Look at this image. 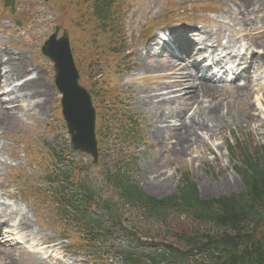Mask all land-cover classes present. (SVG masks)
<instances>
[{
  "label": "rangeland",
  "instance_id": "374dc122",
  "mask_svg": "<svg viewBox=\"0 0 264 264\" xmlns=\"http://www.w3.org/2000/svg\"><path fill=\"white\" fill-rule=\"evenodd\" d=\"M15 1L17 5L15 16H11L2 1L0 2V58L7 57L5 54L9 57H17L23 60L22 67L26 73L32 74L31 76L38 75L41 88H44L42 93L44 96L40 97L39 101L45 102V112L35 115L30 112L34 102L20 100L18 103L13 102L5 107L7 110L14 109L16 116L19 117L18 121L11 122V125L8 121L0 124V216L1 218L4 214L14 216V219L4 218L1 221L5 223V226L3 231H0L1 243H4L0 244V248H3L6 243H11L6 244L11 245L10 247L4 248L9 253L5 255L6 259L13 258L16 264H98L96 256L90 263L89 259L82 258L85 256L81 252H73L75 250L72 245L82 250L80 236L74 233L76 229L70 226V222L57 217L55 209L50 208L47 203L49 199L45 193L50 192L52 188L40 179L47 178L48 172L52 170L55 163L50 162L49 166L41 167V161H45L41 159L48 157L45 153H40L45 145L59 151L58 154L63 156L62 160L68 170H75V180L91 185L92 188H98L99 198L106 201H118L115 191L102 186L106 171L120 160H132L127 156L133 157L130 151L123 153L111 150L106 139L101 147L97 165L93 164L90 156L71 151L70 138L60 115L61 97L54 85L53 67L40 52L44 41L53 34L56 27L69 32L81 81L83 78L82 83L91 94L93 93L92 99L95 101V94L86 81L97 82L100 92L106 94L105 100L108 102L110 111H115L122 118L133 117L140 126L137 136L140 138L141 147L137 149V152L134 151L137 160L130 163L135 165H130L129 169H123V171L128 172L146 194H148L146 188H149V182L156 184L163 182L166 190L149 195L157 200H165L176 195L181 187V177L185 173L190 174L199 196L204 200L244 191L243 183L234 171L235 166L239 164L237 161L230 160L227 148L230 141L234 142V138L240 139L242 143L246 142L251 151L256 150L257 147H264V90L257 87L245 91L237 90L238 88L234 86H223L216 88L221 95L218 100L209 104L211 98H201L199 102L202 104L192 103V111H187L184 100L171 102L168 106H160V110L165 112L175 111L177 114H182V117L187 114L190 117L194 110L199 112L198 116H203L209 106L215 105L220 117L216 123L219 132L215 137L205 132L203 140L189 151L186 149L179 151V148L176 151L169 146L165 147L167 152L164 149L160 152L157 149L161 147L154 142L153 138H150L152 118L156 108L144 107L141 99L145 95L140 93L169 83L177 85L180 77L169 76L171 72H161L162 67L159 64H165L169 57L162 45L155 44L158 46L156 54L154 51L151 52L158 60L141 57V53L146 50L150 40H141L143 38L140 33L150 23L154 24L163 18L169 10L170 16L166 19V29H175L177 24L184 26L189 22L193 25L198 23L205 25L212 32L218 29L219 39H225L229 45L234 46L236 41L239 44V33L241 34L244 28L241 24L245 21L242 19L256 15L260 22L258 26L264 30V0H254L251 5L247 2L244 6L242 0H115L119 11L115 21L110 23L106 31L95 20L91 4H87L85 0H49L47 3L42 0ZM77 2H79L78 5ZM213 9L219 14L209 20L206 11ZM196 11H198L197 14ZM182 19L188 22H177ZM15 20L23 22L21 28L16 27ZM219 21H224V26L217 25ZM230 22L232 25H227ZM239 28L240 31H238ZM116 34L118 37L115 38ZM119 45L127 49L123 57L111 53V48ZM258 45L264 52V36ZM163 52L164 59L160 54ZM127 55L130 56L131 61H134L136 69H140V62L144 60L148 71L138 70V74L132 69L133 73L129 74V70H123L122 66L125 64L123 58ZM156 67L160 72H156ZM183 74L188 78L187 71ZM150 78L151 81H149ZM193 79L188 78L185 86L187 89L197 86L198 83L193 82ZM6 86L1 85L0 90L5 91ZM3 100L7 102L9 97H4ZM124 101L129 103L127 106L129 110L123 104ZM103 112L105 117L109 114L107 109H103ZM103 124H101V130L104 129ZM154 132L157 133L155 130ZM170 133L172 131H169V138L172 140L174 134ZM161 136L159 143H162ZM26 144H32L35 152L39 153L38 155L34 153V160H31L28 153L27 156L24 155L26 150L24 149L23 152L22 148ZM162 146H164L163 143ZM31 188L38 193L36 196L33 195ZM92 214L95 215L96 220L102 217L100 209H93ZM123 217L131 224L137 219L143 221L142 217L127 208L123 211ZM23 218L33 226L34 231L15 230L14 227ZM100 221L103 223L102 219ZM182 222L183 220L176 225L182 227L186 223ZM173 224L171 223L172 226ZM174 229L171 228L172 231H175ZM167 232L170 231H163L166 237ZM117 243L123 246L124 250L126 249L125 242L119 240ZM26 252H31V255ZM57 254L63 257L65 262L50 258Z\"/></svg>",
  "mask_w": 264,
  "mask_h": 264
},
{
  "label": "trees",
  "instance_id": "16d2710c",
  "mask_svg": "<svg viewBox=\"0 0 264 264\" xmlns=\"http://www.w3.org/2000/svg\"><path fill=\"white\" fill-rule=\"evenodd\" d=\"M85 2L91 4L95 20L106 31L117 14L116 1ZM230 152L233 155L238 152L239 157L234 155L233 161L240 165L235 166V171L243 180L245 191L209 201L199 198L188 175L183 177L185 185L179 189V195L163 201L144 195L126 175L118 173L109 178L125 203L149 220L168 226L171 211L186 216V223L176 230L174 242L164 245L166 251L156 250L149 255L153 264H264V149L252 153L237 143ZM54 155L57 157L56 152ZM58 176L65 181L72 180L68 172ZM49 183L57 185L59 182L51 179ZM78 187L83 190L81 194L70 195L61 186L59 192H53L51 198L59 205V215H71L75 222L85 220V227L88 226L91 235L97 232L104 238L115 235L110 231L121 225V216L111 212L114 226L109 228L99 229L91 224L89 217L92 215L87 211L92 208L94 196L82 185ZM106 208L109 209V205ZM142 258V255L130 251L123 252L122 259L125 264H143Z\"/></svg>",
  "mask_w": 264,
  "mask_h": 264
},
{
  "label": "bare ground",
  "instance_id": "6f19581e",
  "mask_svg": "<svg viewBox=\"0 0 264 264\" xmlns=\"http://www.w3.org/2000/svg\"><path fill=\"white\" fill-rule=\"evenodd\" d=\"M249 0H242V5L244 6ZM172 32H175L172 31ZM211 36V37H210ZM210 39L213 40V35H209ZM188 38H184V40L179 44L180 50L184 51L185 44L188 43ZM211 51L215 50V47H210ZM146 55H148V52L152 51L150 45H147L146 47ZM216 52L213 51V54ZM142 57V55H141ZM143 58V57H142ZM191 58L193 56L190 54L189 57H186V61L189 64L191 61ZM180 60L176 57H173L172 59H169L168 63L165 64H159L162 67L163 73H166L168 71L174 72L172 75L176 77H180L179 82H177V85L172 84H165L160 86L159 88H156L154 90H143L140 95H145L144 98H142L143 106L146 108L149 107H157L156 111L154 112V116L152 118V125H151V135L152 138L157 142L160 140V136L162 138L161 142L164 144V147L171 146L172 149H175L176 151L179 148V151H183L186 149V151H189L194 146H197L201 140H203V134L210 133L211 137H215L216 134L219 132V127L217 126V120L220 119L219 113L217 112V107L215 105L209 106L208 111L205 110V115L198 116L199 112L193 111L192 115L187 119L186 116L182 117V114L170 111L165 112L163 110H160V106H168L171 102L176 103L177 100H184L187 111H192L191 108L193 106L192 103H200V99H209L212 100L209 101V104L214 103L215 100H218L220 98V94L218 90L209 85V84H199L197 86H194V88L187 89L185 86L187 85L188 78L191 77V73L195 71V68L191 65L186 63H180ZM256 65L258 67L257 71L261 69V66L259 63ZM140 72H146L148 71V66L145 63V61L140 62ZM193 67V68H191ZM253 67V66H252ZM5 68L8 70L6 77H0V86L2 84H9L16 80L22 81V85L18 90L15 91H9L5 94V97H9L8 104H12L13 102H19L20 100L25 102H34V104L30 107V112H33L35 115H41V113L45 112V102L39 101L40 97L44 96L42 93H44V88H41V84L39 83L38 76L35 74L34 77L26 80L27 76H25V70L22 67L21 63L18 64H5ZM255 68V67H254ZM253 68V69H254ZM186 71H189V77L186 78L183 73ZM250 71V69H248ZM156 72H160L157 70ZM183 80V81H182ZM192 80V79H191ZM198 79H193V82ZM245 90H248L247 88ZM19 94V95H18ZM2 96H4L2 94ZM191 103V104H190ZM7 102L3 101L2 98H0V124H4L5 121H8L11 125V122L18 121V117L16 116V113L14 110L6 109ZM197 109V108H196ZM129 110V109H128ZM255 111V110H254ZM186 111L184 110V113ZM215 122V123H214ZM175 127V128H172ZM157 131V133L154 132ZM169 131H175L174 137L171 140L169 138ZM161 132V133H160ZM159 133V134H158ZM173 133V132H172ZM170 133V134H172ZM201 133V134H200ZM167 138V139H166ZM170 142H169V141ZM229 184L231 185V182L229 181ZM149 188H146V192L150 195H155V193H161L163 190H166V185L163 184H156V183H148ZM154 193V194H153ZM5 219L10 220L13 218L12 215H5L3 216ZM12 217V218H11ZM14 219V218H13ZM1 227V224H0ZM16 228L20 232H32L34 231L33 226L25 220V218L22 219L21 222H19L18 225H16ZM0 244L2 245L1 241ZM7 245H5L3 248H0V264H16V262L13 260V258H7L5 256L7 251L4 249ZM6 260V261H5Z\"/></svg>",
  "mask_w": 264,
  "mask_h": 264
},
{
  "label": "water",
  "instance_id": "95a60500",
  "mask_svg": "<svg viewBox=\"0 0 264 264\" xmlns=\"http://www.w3.org/2000/svg\"><path fill=\"white\" fill-rule=\"evenodd\" d=\"M12 7L14 2L6 1ZM56 33L45 43L42 53L53 63L56 71V84L63 94V115L71 134L73 151H81L97 157L95 140V116L90 96L79 86V76L75 69L68 34L57 40ZM96 162V161H95Z\"/></svg>",
  "mask_w": 264,
  "mask_h": 264
}]
</instances>
